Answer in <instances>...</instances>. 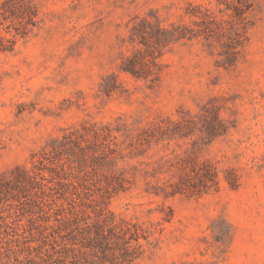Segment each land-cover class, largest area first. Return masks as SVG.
<instances>
[{"label": "rangeland", "instance_id": "obj_1", "mask_svg": "<svg viewBox=\"0 0 264 264\" xmlns=\"http://www.w3.org/2000/svg\"><path fill=\"white\" fill-rule=\"evenodd\" d=\"M0 264H264V0H0Z\"/></svg>", "mask_w": 264, "mask_h": 264}]
</instances>
